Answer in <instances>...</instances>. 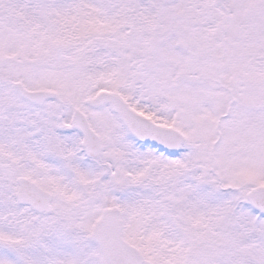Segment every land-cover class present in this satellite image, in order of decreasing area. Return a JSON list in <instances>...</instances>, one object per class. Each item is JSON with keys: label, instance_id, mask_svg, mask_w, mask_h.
I'll return each instance as SVG.
<instances>
[{"label": "snow or ice", "instance_id": "1", "mask_svg": "<svg viewBox=\"0 0 264 264\" xmlns=\"http://www.w3.org/2000/svg\"><path fill=\"white\" fill-rule=\"evenodd\" d=\"M0 264H264V0H0Z\"/></svg>", "mask_w": 264, "mask_h": 264}]
</instances>
